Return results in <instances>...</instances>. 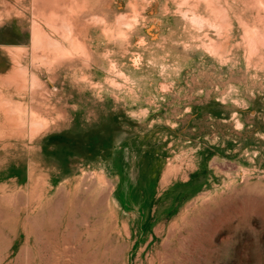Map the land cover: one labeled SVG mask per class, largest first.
I'll use <instances>...</instances> for the list:
<instances>
[{
	"label": "rangeland",
	"instance_id": "obj_1",
	"mask_svg": "<svg viewBox=\"0 0 264 264\" xmlns=\"http://www.w3.org/2000/svg\"><path fill=\"white\" fill-rule=\"evenodd\" d=\"M37 1L0 0V48H30ZM198 1L91 0L72 67L49 84L50 67L28 60L55 113L30 135L0 110V264H264V55ZM120 15L136 20L120 31Z\"/></svg>",
	"mask_w": 264,
	"mask_h": 264
},
{
	"label": "bare ground",
	"instance_id": "obj_2",
	"mask_svg": "<svg viewBox=\"0 0 264 264\" xmlns=\"http://www.w3.org/2000/svg\"><path fill=\"white\" fill-rule=\"evenodd\" d=\"M90 1L91 0L42 1L43 6L47 7V10H42V12L39 13L40 15L37 14L38 19H33L31 22L29 34L30 48L23 46H3L0 48L2 58L6 61L7 65H9V72L7 71V75L0 77L2 84L6 88H12L19 96L22 93L25 94V92H28L29 95L30 106L28 109H25L22 102L14 101L10 95L4 96L0 92V110L3 112L4 118L10 122V124H13L12 126H18L22 129L26 124H28L31 131L30 135H34V133L41 135L47 134L49 130L48 120L46 118H42L41 112L42 110L48 112V109L51 107V111L55 113L53 111L55 106L49 104L47 101L49 95L46 89V82L41 79L37 72H33L34 70L31 71L27 63L29 59L34 57L35 60H40L41 62H44L45 66H49L50 68L47 67L50 69L51 73L50 79L47 81L49 84L53 83L54 78L61 68L72 67L71 62L73 61V56H78L82 49H87L84 42L87 41L88 33H82L81 30L77 29V27H79L83 21L81 18H87L83 14L90 6ZM203 2L207 4L206 6L210 9L211 14L214 15V19L218 21V26L223 27L226 24L231 26L235 22H237L236 24H239V29L243 34V41L248 49L249 58H262L264 55V19L259 18L257 20L258 23L252 24L250 19L247 18L248 16L244 18L241 14L237 15L234 10L238 8V5L243 6V8L247 9V11L264 10V0H240L237 5L235 3L231 5L226 2L230 8L226 5L222 6L219 0H199L198 4ZM130 3L131 2L129 1V5L133 4L135 9V3ZM194 5H196L195 2ZM82 11H84L83 14H81L83 17L79 15ZM34 13L36 14V12ZM200 17L201 16L196 13H193L191 21L198 24L205 23V19ZM134 18L135 17L133 16L132 19ZM94 19L96 22L105 24V19ZM135 20L130 19L127 21V17H125V15H120L117 17L115 25L116 28L121 31L123 27L127 28V26H131V23ZM216 26L217 25H215V27ZM105 32H108V29H101V33L105 35ZM216 32H218V42L213 39H209L206 48L212 52L218 53L224 45L227 44L228 36L223 35V31L219 30ZM38 51L42 53L40 57L34 54V52ZM88 54L83 55L82 57V62L84 64H88L90 60V54ZM111 69V72H116V65H112ZM55 125H57L56 122Z\"/></svg>",
	"mask_w": 264,
	"mask_h": 264
}]
</instances>
